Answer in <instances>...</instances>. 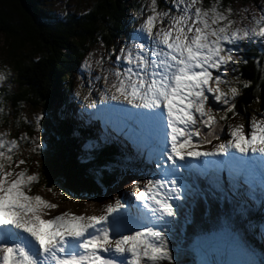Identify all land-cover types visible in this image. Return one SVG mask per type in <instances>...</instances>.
Masks as SVG:
<instances>
[{"label": "snow or ice", "instance_id": "obj_1", "mask_svg": "<svg viewBox=\"0 0 264 264\" xmlns=\"http://www.w3.org/2000/svg\"><path fill=\"white\" fill-rule=\"evenodd\" d=\"M165 3L170 7L158 10L157 0H151L150 14L130 35V43L126 41L119 54L113 49L109 59L115 55V67L107 70L112 79L109 83L108 75L103 77L106 88L101 93V101L130 106L119 109L126 127L146 134L149 157H156L161 178L134 180V199L125 194L123 203L116 199L98 215L68 210L52 215L59 205L31 194L38 174H28L27 168L17 171L26 163L15 158L18 142L0 133V264H181L180 250L173 254L169 233L183 202L199 193L184 183L181 170L237 162L249 153L253 161L264 164V112L261 119L251 117L247 132L244 124H228V114H238L235 98L240 88L225 78L240 41L264 40V9L255 26L248 28L235 26L231 7L220 10L221 0H212L208 7L202 0ZM142 13L143 9L137 15ZM6 78L0 71V83ZM242 84L248 88L251 82ZM212 102L226 106L218 118ZM40 119L36 117L37 128ZM225 128L229 139L202 148L218 140V130ZM20 139L28 137L21 134ZM31 143L30 152L43 149L37 138ZM209 157L222 159L201 160ZM167 162L170 165L163 167Z\"/></svg>", "mask_w": 264, "mask_h": 264}, {"label": "trees", "instance_id": "obj_2", "mask_svg": "<svg viewBox=\"0 0 264 264\" xmlns=\"http://www.w3.org/2000/svg\"><path fill=\"white\" fill-rule=\"evenodd\" d=\"M236 1L221 0L220 10L232 9ZM211 2L202 0L204 7ZM157 5L158 10L170 7L165 0H157ZM145 7L141 0H91L82 11L56 13L39 0H0V35L4 39L0 62L12 69L17 83L13 91L4 87L0 108L9 111L2 120L15 133L23 128L31 129L22 114L27 106L39 107L44 144L36 153L42 175L39 186L51 188L60 184L67 196L79 199L100 197L105 189L118 183V171L126 163L104 135L99 134L102 142L95 137L96 124L77 123L84 108L71 93L75 87L73 75L91 48L101 46L108 51L120 37L129 40L135 32L132 27L143 15L137 13ZM127 10L134 14L126 21ZM238 53L235 64L239 82L235 85L240 88L235 98L238 114L229 113L228 121L239 116L248 119L254 116L252 112L258 115L264 109V40L259 38L258 44L250 40ZM245 80L251 82L250 87H243ZM96 113L92 112L91 117L99 122ZM221 198L209 191L197 197L193 208L195 220L186 225L181 254L177 256L181 264H198V249L215 252L213 240L219 242L222 231L230 226L232 237L241 234L238 240L243 242V249L251 245L252 249L264 253L258 238V226L264 229V214H255L245 207L232 210ZM222 244L225 247V243ZM228 245L225 248L230 249ZM224 250L222 252L229 253ZM246 253L250 254L253 264H261L262 260L254 253Z\"/></svg>", "mask_w": 264, "mask_h": 264}, {"label": "rangeland", "instance_id": "obj_3", "mask_svg": "<svg viewBox=\"0 0 264 264\" xmlns=\"http://www.w3.org/2000/svg\"><path fill=\"white\" fill-rule=\"evenodd\" d=\"M41 3L45 5V7L53 12L56 13H66V12H79L86 8H88L89 3L91 0H39ZM129 2H132L133 0H128ZM141 3L146 5L144 9V13H142V17L139 20V22H135V25L132 27L133 32L136 31L141 23L143 22V19L146 18L147 15L150 14L148 6L151 3V0H141ZM261 9H264V0H252L247 1L245 0H237L232 8V16L230 17L235 21L236 27H248L251 28L255 26V21L259 20L260 16L262 15ZM133 12L131 10H127L125 19L128 20L129 17H133ZM255 18V20L253 19ZM164 24H167V20L164 21ZM160 27V24H157V28ZM251 40L254 41V43H259L258 37H253ZM128 41L130 43V40L125 39L124 36L120 37L118 41L116 42V45L111 49L106 51L101 46H95L90 49V51L87 53L84 61L81 63V65L75 70L73 75V81L75 87L71 89V93L77 97L76 101L79 106H83L86 110H95V108H98L99 110L104 109L103 108V101H101V93L105 91L106 85L103 77L105 75H108L109 83L111 82V75L107 71L110 68L115 67L114 60L115 55H112V58L109 59V55L112 54L113 49H116V54H119V49L123 48L125 46V42ZM247 40H242L239 42L241 46H244L248 43ZM4 45V39L0 35V49H2ZM237 49L235 48V51L233 53V61L228 65L227 68V75L226 79L231 81L234 86L235 84H238L237 76L235 75V71L237 70L236 61L238 59V54L236 55ZM7 66V65H6ZM3 66L0 62V71H4L7 74V78L4 82L0 83V101L3 99L4 94V87H7L9 90H16L17 83L15 81V75L10 67ZM233 66L235 67V71H232ZM223 71V70H222ZM215 74V72H214ZM215 86V85H213ZM225 84L221 85V88L224 91H227L225 89ZM210 98H211V94ZM87 96L88 99L85 100L84 97ZM94 99L95 106L93 107L91 104V100ZM214 108V111L217 113V118L219 117L220 112L226 108L222 103L219 102H212L210 104ZM52 109V106H51ZM9 110L6 111V109L3 111V114L0 115V133H6L5 139H16L18 142V152L16 153V159H24L26 161L25 164L20 165L19 168H17V171L20 168H27L28 174L36 173L39 176V182L34 183L31 188V194L33 195H40L43 199L58 204L59 207L55 210H52L51 214L55 215L58 214L60 211L68 210L71 212H74L76 214L84 213L88 215H98L103 211L104 205L108 203H114L116 199H120L123 203L125 200V194L128 195L129 198L131 197V191H132V184L134 180H139L143 183V181H146L147 179L152 178H161V175L153 174L150 175L146 172H144L141 168L137 172L132 171V167L123 166L121 167V171H118V183L113 184L110 188H107L102 192V195L100 197H89V196H83L79 199L74 197L67 196L66 193L63 192V188L60 184H56L55 187L51 188H45L43 186H39L42 184V175L40 171V158L37 156L36 153L30 152V149L33 147L31 140L32 138H37L38 142L42 143V135H41V127L39 125V128L36 126V117H41V112L39 111V107L35 108L32 106H27L25 111L22 114V118L25 120L26 124L31 125V129H25L23 128L18 133H15L9 126L5 124V122L2 120V116L6 115ZM260 113L258 115L252 114L257 118L261 119V112H264V109L259 111ZM10 114V113H9ZM251 117L249 116L248 119H245L242 116L233 118L229 120L227 123L231 125L236 124H244L245 126V132L249 129V121ZM223 122V121H221ZM113 128L118 130L119 133H121L122 137H126L125 133H123L122 129L125 128L123 122L121 124H114ZM206 130V129H205ZM102 131V130H101ZM218 132H220L218 130ZM221 133V132H220ZM220 133L218 134L220 136ZM21 134H26L28 137L27 140L20 139ZM96 138L99 136H95ZM140 141L145 137H137ZM136 138V139H137ZM230 137L228 135H225V140L229 139ZM124 139V138H123ZM131 141V140H128ZM140 143V141L136 140ZM102 142V141H101ZM132 142V141H131ZM135 142V141H134ZM222 142V140H214L211 145L204 144L202 145L203 149H208L213 147L215 144ZM43 144V143H42ZM82 145L84 143H81ZM137 144V143H136ZM139 145V144H137ZM123 146V145H122ZM144 146V145H143ZM44 147V144H43ZM154 156V155H153ZM152 156V157H153ZM127 159L129 158V154H126ZM166 160V159H164ZM202 160V159H201ZM37 161L39 162L37 164ZM180 161L179 163H181ZM170 165V162L164 163L163 167H168ZM197 166V165H196ZM204 166V165H198V167ZM204 169V167H202ZM202 169L198 170L199 172L204 173H212L211 171H216L214 168L211 169H205L203 171ZM211 169V170H210ZM250 169V168H249ZM162 173V169H159ZM221 172V170H220ZM227 176H231L230 173ZM157 175V176H156ZM221 175V174H220ZM167 179H171L172 177H166ZM184 183L187 184L189 187L194 189L192 187V183L188 184L184 180ZM251 185V183H249ZM212 187V186H211ZM208 189V187L206 186ZM51 189V191L49 190ZM195 190V189H194ZM64 193L61 195V193ZM134 199V198H132ZM193 198H190L187 201L183 202V207L179 209L178 216L175 218V222L172 224V230L169 233L170 236V247L173 250V254L176 255L177 250L181 249V242L183 241L184 236V230L186 228V225L192 224L195 218L190 215V209L192 205ZM249 205H252L249 203ZM46 218H48L46 216ZM236 225V224H235ZM232 228V226H230ZM227 227L222 231L221 240L219 242H216L218 240H213L212 245H214L215 252L211 251H204L203 248L197 250V258H198V264H202L203 261H209V262H215V264H253L251 261L250 254L246 253L249 251L250 253H254L260 260L264 261V253L262 251H257L252 249L251 245L247 246V250L243 249L244 244L241 243L238 239H241V234L236 233V237H232V234L229 232V228ZM227 229V230H226ZM127 234V233H125ZM261 240L263 241L262 245L264 246V232H261ZM225 247L228 243V247L230 249H227ZM200 244V243H199ZM225 249V250H224ZM228 251L229 253H224L222 251ZM245 251V252H244ZM229 254V255H228ZM228 255V256H227ZM262 261H259L261 263Z\"/></svg>", "mask_w": 264, "mask_h": 264}, {"label": "bare ground", "instance_id": "obj_4", "mask_svg": "<svg viewBox=\"0 0 264 264\" xmlns=\"http://www.w3.org/2000/svg\"><path fill=\"white\" fill-rule=\"evenodd\" d=\"M132 138H136V136H134V137H132ZM136 140H138V141H140L138 138L136 139ZM140 142H142V141H140ZM135 143H137V144H139L140 146H141V144L139 143V142H137V141H135ZM143 145H144V147L146 146V147H148L147 146V144L146 143H142ZM234 155H236V154H234ZM237 156H238V154H237ZM252 156H253V154H251L248 158L250 159V158H252ZM239 157V156H238ZM244 158H242L241 160H243ZM259 161V160H258ZM223 163H226V162H223ZM234 164V167H238V165H237V162H232V161H229V162H227V165L228 166H231V165H233ZM202 167H204V169H202ZM255 167H258L257 169H255V171L257 172V173H259V175H261V174H263L264 173V164H257V165H255ZM210 167H206L205 165L204 166H200V167H198V170H200V169H202L203 171H205V169H209ZM211 170V169H210ZM228 175V174H227ZM157 176V175H156ZM191 184V183H190ZM206 186L208 187V189L206 188ZM211 184L210 183H207V184H205L204 185V192H206V193H208V191H209V189L211 188ZM261 186H264V185H261ZM262 188H264V187H262ZM225 201V200H224Z\"/></svg>", "mask_w": 264, "mask_h": 264}]
</instances>
